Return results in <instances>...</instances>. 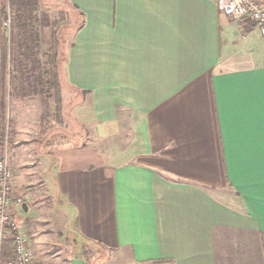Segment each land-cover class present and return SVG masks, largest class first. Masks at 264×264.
Masks as SVG:
<instances>
[{"label":"crops","instance_id":"crops-1","mask_svg":"<svg viewBox=\"0 0 264 264\" xmlns=\"http://www.w3.org/2000/svg\"><path fill=\"white\" fill-rule=\"evenodd\" d=\"M63 4L62 98L86 142L46 148L36 164L38 141L56 144L51 99L13 82L16 193L27 192L21 169L32 186L42 173L76 244L107 253L92 264H264V31L215 0ZM10 258L8 236L0 264Z\"/></svg>","mask_w":264,"mask_h":264},{"label":"rangeland","instance_id":"rangeland-1","mask_svg":"<svg viewBox=\"0 0 264 264\" xmlns=\"http://www.w3.org/2000/svg\"><path fill=\"white\" fill-rule=\"evenodd\" d=\"M65 6L63 4V0H39V6H38V23H36V28L39 31L40 34V41H41V47H40V53H41V62H45V52L46 48L49 42L50 38V25L53 21H56L60 17V13H63V20L59 23V25L55 28L58 29V32L61 34V39L66 36V22L65 21ZM9 14L4 16L2 21V26L4 24V32L7 35L8 31V23H9ZM70 23H67L69 25ZM70 30V29H69ZM7 89V88H6ZM61 99L62 102L67 100V98H70L69 95H67L66 98H62V92L63 88H61ZM69 94V93H68ZM72 94V93H70ZM75 99H77V94H72ZM62 103V122L60 124L56 123V144L53 141V137L51 135L50 140L46 138L44 141H38V144L36 145L37 149V156H36V164L39 161L43 160L44 154L47 153V149L49 147H55L59 144H65V143H74V144H80V142H86V139L84 138V128L79 124L78 121H76L72 114L68 113V109L71 110V106L74 102V100L70 99L65 101V103ZM5 104H6V110H7V133H6V143L4 148V153L8 156V146L10 143L9 140V124L11 117L15 116L14 114L16 111L14 109H17L18 106L14 107V105L9 103V98L6 96L5 98ZM50 109V112L48 116L45 119L46 123V129L50 128V131L52 132V128L54 125V121L52 119L53 116V103L52 101H49L48 104ZM12 109V112H11ZM11 113V114H10ZM77 133L78 137H72L70 134ZM57 148V147H56ZM53 154L50 153L48 155V159L52 160V162L55 160L54 153L56 152L55 148H53ZM59 150V148H58ZM49 153V152H48ZM47 153V154H48ZM47 156V155H46ZM42 158V159H41ZM34 158H30L29 161H33ZM41 159V160H40ZM9 162V161H8ZM10 165V163H8ZM10 168L12 170L13 175V169L10 165ZM29 166L27 168L21 169V177L24 181V187L27 192H24L22 194H17L15 191V187H13V196L16 197V199L12 198V200L9 203V211H12V209H17V212L19 213V218L13 217V219L16 221L20 233L22 234L24 238V242L26 244V247L31 252L33 258L35 257V254L44 255L45 253H59L62 257H71L75 254H80L82 250H88L90 251L87 254V262L93 263V261L97 260L100 257H106L107 253L102 250L101 248L93 245H88L86 243L76 244V240L73 238L72 232L70 229H65L63 227V223H61V218L59 217V210L56 207V199H54V195L51 191L50 184L48 186H44L43 184V174L41 173L39 176V182L36 178L33 183L35 185H30L29 177L27 174L29 173ZM32 171V168H31ZM38 172H41L40 170ZM27 177H25V176ZM38 175V174H37ZM30 189V190H27ZM22 194V195H21ZM21 199L22 202L26 203L27 206V212L23 213L21 210L18 200ZM18 216V215H17ZM22 220V222L20 221ZM83 245V246H82ZM46 262L49 260H45Z\"/></svg>","mask_w":264,"mask_h":264},{"label":"trees","instance_id":"trees-1","mask_svg":"<svg viewBox=\"0 0 264 264\" xmlns=\"http://www.w3.org/2000/svg\"><path fill=\"white\" fill-rule=\"evenodd\" d=\"M38 6L39 0H0V157L4 153L7 133L6 88L10 89L13 82L19 81L21 85V81L31 79L35 93L51 99L56 123L62 122L63 38L55 28L64 15L60 13L59 19L50 25L46 59L42 63L40 34L35 26L39 21ZM7 12L10 16L6 35L2 21ZM10 216L15 217L14 211ZM89 252L79 250L86 264H92L87 262Z\"/></svg>","mask_w":264,"mask_h":264},{"label":"built area","instance_id":"built-area-1","mask_svg":"<svg viewBox=\"0 0 264 264\" xmlns=\"http://www.w3.org/2000/svg\"><path fill=\"white\" fill-rule=\"evenodd\" d=\"M218 10L234 20L249 19L264 31V2L261 0H215ZM6 154L0 157V241L8 236L11 240L9 264H36L26 247L24 238L13 217L10 216L9 203L13 196L11 184L12 170ZM22 200H18L21 207Z\"/></svg>","mask_w":264,"mask_h":264},{"label":"water","instance_id":"water-1","mask_svg":"<svg viewBox=\"0 0 264 264\" xmlns=\"http://www.w3.org/2000/svg\"><path fill=\"white\" fill-rule=\"evenodd\" d=\"M21 206H22V209H24V211H27V206L25 202H23Z\"/></svg>","mask_w":264,"mask_h":264}]
</instances>
